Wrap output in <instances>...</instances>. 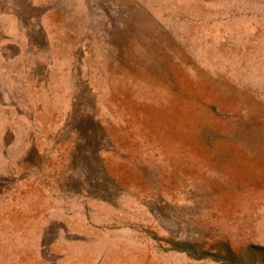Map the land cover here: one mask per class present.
<instances>
[{
    "label": "rangeland",
    "instance_id": "obj_1",
    "mask_svg": "<svg viewBox=\"0 0 264 264\" xmlns=\"http://www.w3.org/2000/svg\"><path fill=\"white\" fill-rule=\"evenodd\" d=\"M264 264V0H0V264Z\"/></svg>",
    "mask_w": 264,
    "mask_h": 264
},
{
    "label": "trees",
    "instance_id": "obj_2",
    "mask_svg": "<svg viewBox=\"0 0 264 264\" xmlns=\"http://www.w3.org/2000/svg\"><path fill=\"white\" fill-rule=\"evenodd\" d=\"M257 253L260 254L262 261L264 262V252L261 250H257ZM226 258L214 256L216 261H226L227 264H237L238 256L228 247L226 252Z\"/></svg>",
    "mask_w": 264,
    "mask_h": 264
}]
</instances>
